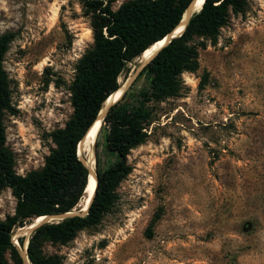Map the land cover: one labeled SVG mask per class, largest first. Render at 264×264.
<instances>
[{
    "label": "rangeland",
    "instance_id": "obj_1",
    "mask_svg": "<svg viewBox=\"0 0 264 264\" xmlns=\"http://www.w3.org/2000/svg\"><path fill=\"white\" fill-rule=\"evenodd\" d=\"M4 34L13 36L2 62L11 91L6 146L25 175L44 165L52 133L72 116L75 68L94 40L77 0H0ZM143 61L127 66L121 86ZM181 78L180 96L154 104L150 137L130 151L132 170L110 211L66 245L45 243V256L62 264H264V0L231 14L199 51V69ZM82 141L77 154L86 163L93 156L94 172V141ZM97 150L106 168L114 159ZM15 206L10 189L0 190V221ZM28 226L13 238L27 240Z\"/></svg>",
    "mask_w": 264,
    "mask_h": 264
},
{
    "label": "trees",
    "instance_id": "obj_2",
    "mask_svg": "<svg viewBox=\"0 0 264 264\" xmlns=\"http://www.w3.org/2000/svg\"><path fill=\"white\" fill-rule=\"evenodd\" d=\"M77 1L90 18L94 42L75 68L70 88L73 113L63 128L52 133L54 148L44 165L25 175L16 172L13 153L6 146L5 116L11 91L2 62L13 36H0V190L10 189L16 200L14 214L0 221V264H23L13 240L16 228L33 224L39 217L73 212L60 221L38 224L27 240L17 238L21 249L27 243L29 264H62L57 257L45 256L44 244L66 245L79 232L100 224L115 202L117 186L132 170L127 161L130 151L150 137L154 104L180 96L182 74L199 69V51L206 42L217 40L231 14H243L248 8V0H204L181 35L158 50L100 117L105 102L121 88V73L178 27L193 0H128L116 10V0ZM97 119L101 127L94 141L96 187L83 212L78 207L86 197L90 167L78 156L77 148ZM100 146L114 159L106 168L100 166ZM155 220L147 229L149 237Z\"/></svg>",
    "mask_w": 264,
    "mask_h": 264
},
{
    "label": "water",
    "instance_id": "obj_3",
    "mask_svg": "<svg viewBox=\"0 0 264 264\" xmlns=\"http://www.w3.org/2000/svg\"><path fill=\"white\" fill-rule=\"evenodd\" d=\"M197 1H198V0H193V1L189 4V6L186 8V10H185V12H184V14H183V16H182V19H181V21H180L178 27H177L173 32H171L169 35H167V36L164 38V40H165L164 45H166L167 43H169L171 40H173V39L179 37V36L181 35V33L183 32V30H184V28H185L187 22H188L189 19L192 17V15H193L195 12H197V11H199V10L201 9L203 3H202L201 6L199 7V9H197V8H196ZM203 2H204V0H203ZM180 27L182 28L181 32L178 33V34H175V31H176L178 28H180ZM162 40H163V39H162ZM164 45H163V46H164ZM163 46H162V47H163ZM162 47H161V48H162ZM161 48H159V49H161ZM159 49H158V50H159ZM158 50L155 51V52L150 56V58H148V59H144V61L136 67V69L134 70L133 75L130 76V77L126 80L125 84L122 86V87H123V90H122L120 96H121L122 93L125 91V89L128 87V85H129V84L135 79V77H136L137 74L142 70V68H143V67H144V66H145V65L151 60V58H152V57L158 52ZM118 90H119V89H118ZM120 96H119V98H120ZM119 98H118V99H119ZM115 102H116V101H115ZM115 102H113V103H111V104H114ZM111 104H110V103L107 104V103L105 102V105H104L103 109H101V111L99 112L98 116H101V115H102V114L108 109V107H109ZM97 120H100V119H97ZM97 120H96V121H97ZM96 121H95V122H96ZM95 122H94V123H95ZM92 126H93V125H92ZM90 129H91V128H90ZM85 164H86V166L89 168V166H88V164H87L86 162H85ZM89 171H90V174H89V175H91V176L94 178V180H95V187H96V175H95V172H93L90 168H89ZM88 180H89V179H88ZM95 187H94V189H95ZM93 196H94V190H93L92 194H91L90 197H89L88 203L86 204V208H85V209H82L83 212H85V211L87 210V208H88V206H89V204H90V202H91ZM72 214H73V212H68V213H65V214H63V215H57V216H51V217H49V216H43L41 222H39L38 224H40V223H42V222H45V221H47V222L60 221V220L64 219L66 216H70V215H72ZM38 224L34 225L30 230H32L33 228H35ZM14 244H15V245L18 247V249H19L20 256H21V258H22V260H23V264H29V260H28V258H27V256H26L27 243H26V245H25V247H24L23 249L20 248V246H19V244H18L17 241L14 242Z\"/></svg>",
    "mask_w": 264,
    "mask_h": 264
},
{
    "label": "bare ground",
    "instance_id": "obj_4",
    "mask_svg": "<svg viewBox=\"0 0 264 264\" xmlns=\"http://www.w3.org/2000/svg\"><path fill=\"white\" fill-rule=\"evenodd\" d=\"M203 3V0H198L197 1V5H196V8L199 9V7L201 6V4ZM182 30V28H178L176 31H175V34H178L180 33ZM165 43V40L163 39L162 41H159L157 42L156 44H154L153 46H151L148 50H146L141 56L143 59H148L150 58V56L155 52L157 51L159 48H161ZM141 59V58H140ZM123 85V84H122ZM123 90V87L121 86V88L114 94L112 95L108 100H107V104L108 103H113L115 101L118 100L121 92ZM102 117V116H100ZM100 127H101V120H97L94 125L91 127V129L89 130L88 134L86 135L84 141H83V144L82 146L88 141V143L92 144L93 141H95V139L97 138V135H98V132L100 130ZM85 146V145H84ZM83 146V147H84ZM87 149V148H86ZM92 151V150H91ZM90 151V152H91ZM90 154V153H89ZM93 154V153H92ZM92 160H93V156L90 155L88 156V160H87V163H88V166L90 167L91 170L92 169ZM94 163V162H93ZM94 168V167H93ZM94 187H95V180L94 178L90 175V178H89V184H88V187H87V190H86V197L84 198L83 200V207L82 209H85L86 208V204L88 203V200H89V197L90 195L92 194L93 190H94ZM43 217H39L35 220V222L31 225H29L27 227L28 230H30L34 225L38 224L39 222H41ZM23 229V228H22ZM21 229V230H22ZM24 233V232H23ZM31 233V232H30ZM20 235V234H19ZM14 242L17 241L16 237L13 238Z\"/></svg>",
    "mask_w": 264,
    "mask_h": 264
}]
</instances>
